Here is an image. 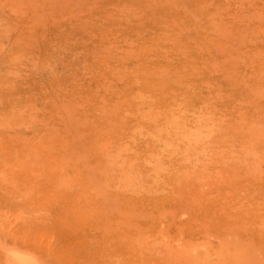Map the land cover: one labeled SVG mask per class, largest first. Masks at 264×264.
<instances>
[{
	"label": "rangeland",
	"instance_id": "374dc122",
	"mask_svg": "<svg viewBox=\"0 0 264 264\" xmlns=\"http://www.w3.org/2000/svg\"><path fill=\"white\" fill-rule=\"evenodd\" d=\"M0 264H264V0H0Z\"/></svg>",
	"mask_w": 264,
	"mask_h": 264
},
{
	"label": "bare ground",
	"instance_id": "6f19581e",
	"mask_svg": "<svg viewBox=\"0 0 264 264\" xmlns=\"http://www.w3.org/2000/svg\"><path fill=\"white\" fill-rule=\"evenodd\" d=\"M207 252H208V250H207ZM25 253H26V252H24V254H25ZM16 254H17V253H16ZM16 254H15V255H16ZM28 254H29V253H28ZM17 255H18V254H17ZM26 256H28V255H26ZM18 257H19V256H18ZM25 258H26V257H25ZM29 258H30V257H29ZM33 259H34V258H33Z\"/></svg>",
	"mask_w": 264,
	"mask_h": 264
}]
</instances>
